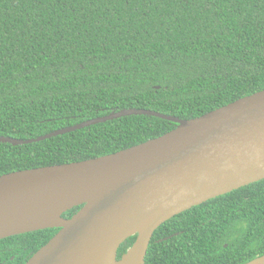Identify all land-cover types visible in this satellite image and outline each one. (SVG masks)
I'll return each mask as SVG.
<instances>
[{
  "label": "trees",
  "instance_id": "trees-1",
  "mask_svg": "<svg viewBox=\"0 0 264 264\" xmlns=\"http://www.w3.org/2000/svg\"><path fill=\"white\" fill-rule=\"evenodd\" d=\"M263 90L264 0H0V137L36 139L125 109L191 120ZM173 128L128 116L0 143V176L114 154ZM58 230L0 240V264H25ZM261 256L264 179L163 223L145 264Z\"/></svg>",
  "mask_w": 264,
  "mask_h": 264
},
{
  "label": "water",
  "instance_id": "water-1",
  "mask_svg": "<svg viewBox=\"0 0 264 264\" xmlns=\"http://www.w3.org/2000/svg\"><path fill=\"white\" fill-rule=\"evenodd\" d=\"M128 116L159 118L175 128L114 154L0 176V240L59 229L25 264H145L163 223L264 179V90L191 120L125 109L36 139L0 137V143L29 145ZM57 205L56 224L37 214ZM246 264H264V256Z\"/></svg>",
  "mask_w": 264,
  "mask_h": 264
},
{
  "label": "bare ground",
  "instance_id": "bare-ground-1",
  "mask_svg": "<svg viewBox=\"0 0 264 264\" xmlns=\"http://www.w3.org/2000/svg\"><path fill=\"white\" fill-rule=\"evenodd\" d=\"M61 211H62V206L57 205L51 208L40 210L37 212V214L40 215L42 219L46 221V223L56 224L57 217L59 216Z\"/></svg>",
  "mask_w": 264,
  "mask_h": 264
}]
</instances>
